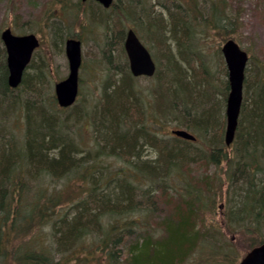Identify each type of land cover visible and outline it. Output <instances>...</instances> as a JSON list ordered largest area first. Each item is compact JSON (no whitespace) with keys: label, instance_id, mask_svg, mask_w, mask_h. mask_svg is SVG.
Here are the masks:
<instances>
[{"label":"trees","instance_id":"obj_1","mask_svg":"<svg viewBox=\"0 0 264 264\" xmlns=\"http://www.w3.org/2000/svg\"><path fill=\"white\" fill-rule=\"evenodd\" d=\"M171 1H180L173 5L179 10L169 11L171 7L167 6L168 17L159 14L158 17L151 16L152 11L150 8L146 9L148 8L146 1H139L130 7L128 5L122 7L115 2L110 10L115 8L119 20L133 18L142 26L140 17L141 14L143 17L140 9L142 8L148 17L145 23L148 30L153 28L160 41L164 35H170L171 42H178L183 47L185 44V48L186 42L187 45H191L192 39L201 31V27L217 28L221 19L220 13L216 11V14L212 13L210 18L203 17L199 1L204 2L205 8L209 2V8H214L219 1L223 0ZM94 4L99 17L93 18L92 13L89 17L96 23H104L108 30V24L112 19L109 10L97 3ZM139 9L141 13L138 12ZM114 23L118 24L117 21ZM183 61L185 62L178 64L172 58L169 59L167 71L170 75L166 76V72L163 84L167 87L168 94L173 91L176 101H185L192 111H190L191 119L185 123V126L191 128L196 122L194 127L205 134L206 139L203 144L207 147V152L203 151L202 159H207L217 166L225 162L234 173L238 168H242L240 174L243 179L241 178V183L239 181L236 192V207L247 219V223L250 222L247 228L252 238L247 240L249 247L253 248L264 241L262 238L264 232V63L258 64V75L254 77L257 85L252 90L249 107L242 111L244 125L240 123L234 142L236 146L232 149V153H228L223 142V126L219 125L221 103L217 101L214 108L200 113L206 107L205 103L209 105L206 99L207 91L197 80L195 63L185 59ZM32 66L31 62L28 68ZM251 67L248 69V74ZM27 70L20 86L17 89H11L7 81L6 54L2 49L0 59V263L8 257L3 248L7 233L16 231L17 235L25 234L31 225H35L36 222L33 220L35 217H37L36 220L43 221L46 216H50L52 212L55 213L56 209L62 205L63 196L58 194L56 197L45 198L44 188L41 193L29 194L31 191L29 181L38 176L40 179L48 177L56 181L80 170L86 177L85 172L88 169V160L84 162L85 156H82L85 150L79 149L80 145L66 126V121L59 118L58 109L52 108L53 104L56 105L55 96L48 95L53 100L51 110H45L41 103V101L44 102L42 87L45 81L44 69L40 68V72L36 75L29 74ZM127 81L120 80L118 85L116 82L109 85L112 90L109 94L105 92V105L99 110L98 115L96 114L97 131L101 134L102 144L105 149L108 147L111 149L109 154L117 152L116 154L120 155L124 152L133 158H138L140 153L147 149L148 152L156 155L155 163L161 167L141 165L137 168L136 174L132 171L119 173L118 188L101 199L97 198L99 191L106 188L93 183L89 188L88 198L76 202L69 212L54 220L53 235L57 254H60V251H70L75 242L91 234L100 235L96 252L104 256L98 260L97 264H184L195 252L200 254L207 252L203 258L205 261L203 263L200 261L199 264H205V262L233 264L236 256L235 251H231V247L221 246L216 240L213 241L211 236L201 233L198 221L201 191L191 184L185 187V194L181 196L184 201L177 202L171 212L161 220L160 227L153 226L150 227V231H140V227L135 225V220L129 217L134 213L139 217L142 215L144 218L149 217L157 204L154 200L157 189L153 186L162 183L163 179L168 180V172L172 166L178 167L188 163L185 158L190 152H188L189 147L194 144L180 139H173V142L161 140L152 131L146 130L145 123L138 127L136 122L135 131L131 136L122 133L120 125L122 118L125 116L133 118L139 113L137 101ZM177 102H175V110L178 109ZM18 105L21 106L18 108ZM243 107L242 110H244ZM11 111V116L22 111V117L26 120L24 135L17 140L13 139V135H3L8 132L7 119ZM185 114L190 115L188 112ZM99 152L103 153V150ZM92 175L89 177L92 178ZM235 175L233 174V178ZM105 177L107 178V175ZM114 178L109 177L106 180L112 182ZM139 179L144 180L145 185H141ZM147 184H149L148 187ZM138 190L154 201L153 210L142 206L143 201L137 199ZM92 201L95 202L94 207H90L89 203ZM108 216L115 217L116 220L113 222L110 219L111 222L106 227L104 225V229L101 223ZM160 229L163 234L158 236ZM131 238L134 240L130 241ZM123 246H126L124 251ZM35 249L36 247L26 246V244L20 246L14 255L15 261L18 264H60L55 260L56 256L46 249L42 251ZM78 256L75 258L78 259Z\"/></svg>","mask_w":264,"mask_h":264},{"label":"rangeland","instance_id":"obj_2","mask_svg":"<svg viewBox=\"0 0 264 264\" xmlns=\"http://www.w3.org/2000/svg\"><path fill=\"white\" fill-rule=\"evenodd\" d=\"M115 1L121 4L122 7L127 5L130 7L139 1H146L148 5L146 9L150 8V11H152L151 16L154 17L159 15L168 17L166 7H171L169 11H177L179 8L173 5L180 2L171 0ZM199 2L203 17L208 16L210 18L212 13L214 15L218 11L221 19H219L217 28L213 26L209 29L201 27V31L199 30L200 32L192 39L191 45H187L186 42L185 48V44L183 47L178 42H171L169 40L170 35L163 36L161 41L164 43L162 44L154 29L148 30L145 27L148 17L142 8H140L143 13V17L142 14L140 16L142 26L133 18L119 20L115 8L109 9L108 12L112 19L107 30L104 23H96L89 17L91 13L93 18L97 19L99 17L93 1L0 0V34L2 30L11 28L15 34L34 33L40 39V46L35 51L33 61H31L33 66L30 69L28 68L27 72L36 75L40 72V68L44 69L45 81L44 86L42 85L44 102L41 101V103H43L45 110H51V101L53 102V100L48 95H54L55 84L65 79L69 73L65 53L67 38L74 36L81 41L82 66L79 72L77 100L70 108L62 109L57 102L56 105H52V108L58 109L59 118L66 121V126L81 147L79 149L85 150L82 155L85 156L84 162L88 160L86 177L82 175L81 172L83 171L80 170L56 181H52L48 177L40 179L39 176L30 181L28 180L31 187L29 194L36 195L38 192L41 193L44 188L45 198L56 197L58 194L63 196L61 198L62 205L56 209L55 213L52 212L50 216H46L43 221H38L35 217L33 219L36 222L35 225H31L25 234L17 235L16 231L10 234L7 233L3 248L8 257L0 264H18L14 255L19 247L24 246V244L36 247L35 250L37 251L46 249L56 256L55 260L60 264H97L98 260L103 258L104 255L96 252L100 235L93 236L91 234L85 235L75 242L70 251H60V254H57L54 244L53 224L55 219L69 212L76 202L88 198L89 188L92 187L93 183L101 188H106V190L99 191L97 198L101 199L107 193H112V190L118 188L117 177L119 173L132 171L133 174H136L137 168H140L141 165L154 166V168L161 167V165L155 163L156 155L148 152L147 149H144V152L140 153L138 158H133L124 152H121L120 155H117V152L109 154L111 149L109 147L105 149L102 144L101 134L97 131L98 119H96V114L98 115L99 110L105 105V92L109 94L112 90L109 85L113 82L118 85L120 80L124 82L128 80L130 91L137 101L139 111L133 118L130 116L122 118L120 125L122 133L126 136H131L134 133V125L137 122L138 127L145 123L147 131H152L159 139H164L167 142L172 141L171 131L174 129L187 130L198 138V141L188 149V152H190L185 158L188 163L181 164L178 167L172 166L168 172V180L164 181L163 179L162 183L153 186L157 189L154 197L157 203L156 209H154V201L138 190L137 199L143 201L142 206L154 210L146 218L143 215L139 217L136 213L130 214L129 217L135 220V225L140 227V231L145 230V232L150 231V227H160L161 220L171 212L177 202L184 201L181 196L185 194V187L187 188V185L191 184L195 189L201 191L202 198L199 202L198 217L201 233L211 236L212 240H216L221 246L231 247V251H235V259H238L237 263L243 257V254L251 250L247 240L252 238L249 228H247L250 222L247 223V219L238 212L236 207V192L239 181L240 183L242 181L240 174L242 168L236 170L235 178H233V170L225 162L217 166L207 161V159H202L204 157L203 151L207 152V147L203 144L206 139L205 134L194 127L196 122L193 123L191 128L185 126V123L191 119L192 111L188 104L176 101L173 91L168 94L167 87L164 86L163 82L166 72V76L170 75L167 71L170 58L178 64L180 62L181 64L184 63V59L190 62L193 61L197 67V80L207 91L206 99L209 103V105L205 103L206 107L200 113L211 109L217 101L221 103L219 125L223 126L224 142L225 108L229 79L221 48L230 38L234 39L250 55L251 62L249 66L252 67L248 74V80L245 81L244 110H242L244 112L250 105L252 90L257 85L254 77L258 75V64L262 65L264 63V0H223L219 1L214 8H209L210 2L207 8H205L203 1ZM140 9L139 13H141ZM115 20L118 23L117 25L114 23ZM130 28L135 30L141 42L152 55L157 68V72L153 77H134L129 71L124 41L126 32ZM120 33L122 34L120 35ZM2 49H4V44L0 38V59ZM175 102L178 105L177 110H175ZM187 112L190 115H186ZM11 115L12 111L9 119H7L8 132L3 133V135H13V139L17 140L24 135L26 120L22 117V111H19V114L15 116ZM240 123L244 125L242 114ZM235 146L225 147L228 153H232ZM102 150L103 153L99 152ZM96 155L97 157L94 158ZM143 161H149L150 163L143 164ZM230 172H232V176ZM90 175L93 177L90 178ZM106 175L107 178H115L112 182H107ZM139 181H141V185H145L144 180L139 179ZM166 196H169V198H165ZM94 203L93 201L89 203L90 207H94ZM107 218L101 223L104 229L111 220L113 222L116 220L115 217L112 218L111 216ZM157 234L161 236L163 234L162 229ZM262 238H264V232ZM132 240L134 238H131ZM206 255L207 252L202 254L195 252L184 264H199L200 261L203 263L205 261L203 258ZM75 256H78V259ZM214 256L217 255L214 254ZM205 264L207 263L205 262Z\"/></svg>","mask_w":264,"mask_h":264},{"label":"water","instance_id":"obj_3","mask_svg":"<svg viewBox=\"0 0 264 264\" xmlns=\"http://www.w3.org/2000/svg\"><path fill=\"white\" fill-rule=\"evenodd\" d=\"M96 1L106 8L110 7L113 2V0ZM1 40L6 50L8 85L11 88H17L22 82L34 50L39 46V40L34 34L15 35L10 28L2 31ZM125 50L134 76H152L155 73L156 66L150 53L131 29L126 36ZM65 51L69 62V74L66 79L55 85L57 101L61 107H68L73 104L77 96L78 71L81 65V42L74 38L68 39ZM222 53L228 68L230 87L226 105L227 124L225 131V142L229 146L234 141L238 127L248 54L241 50L232 39L224 44ZM173 134L191 141L196 139L186 130H174ZM240 264H264V243L252 249Z\"/></svg>","mask_w":264,"mask_h":264},{"label":"bare ground","instance_id":"obj_4","mask_svg":"<svg viewBox=\"0 0 264 264\" xmlns=\"http://www.w3.org/2000/svg\"><path fill=\"white\" fill-rule=\"evenodd\" d=\"M65 45H66V42H65ZM66 57H67V56H66ZM67 60H68V58H67ZM6 67H7V65H6ZM226 67H227V66H226ZM227 70H228V68H227ZM129 71H130V73H131V69H130V67H129ZM229 92H230V87L228 86V94H227V97H226V101H227V98H228ZM178 102L183 103V104H186L185 101H178ZM212 108H214V106H213ZM212 108H211V109H212ZM144 162H149V161H143L142 163H144ZM240 171H242V169H240ZM230 174H231V176H232V172H230ZM233 174H235V173L233 172ZM238 212H240V211H238ZM130 241H131V239H130ZM130 241H129V242H130ZM132 241H133V240H132ZM125 245H126V243H125ZM125 249H126V246H123V251H124ZM245 257H246V254H243V257L240 259V261L237 263L238 259H235V260L233 261V264H240L241 261H242Z\"/></svg>","mask_w":264,"mask_h":264}]
</instances>
